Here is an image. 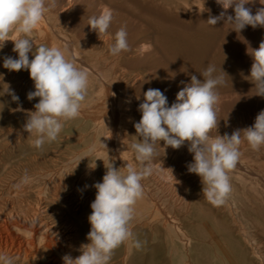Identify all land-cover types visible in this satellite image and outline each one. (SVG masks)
I'll return each instance as SVG.
<instances>
[{"label":"rangeland","instance_id":"rangeland-1","mask_svg":"<svg viewBox=\"0 0 264 264\" xmlns=\"http://www.w3.org/2000/svg\"><path fill=\"white\" fill-rule=\"evenodd\" d=\"M247 6L255 13L264 5L256 0ZM105 9L113 12V21L107 34L98 35L88 26V20ZM220 11L215 0H56L55 7L46 11L28 38L34 50L40 45L56 46L65 51L66 57L74 56L76 67L89 74V87L79 116L64 122L57 139L41 149L33 147L35 135L23 129L26 113L38 102V98L27 99V93L35 90L34 82L26 70L10 72L3 67L4 56L17 58L10 40L21 34L10 33V40L0 49V213L20 214L27 211L29 203H36L42 213L50 212L49 220L62 226L71 224L62 213L66 207H72L79 219L88 218L96 195L92 185L102 182L106 167L112 163L125 171L122 162L110 158L101 148L115 123L114 118L107 122L105 117L109 98L123 101L132 117L120 149L112 147L113 153L123 156L126 164L129 159L137 168L140 165L130 144L138 142L134 123L141 119V113L134 100L143 102V93L155 88L164 92L170 106L183 87L181 82H190L189 74L202 79L199 73L209 64L216 66L217 74L222 67L228 75L224 76L226 84L218 89L220 121L211 136L217 132L230 135L252 126L256 115L264 110V98L251 96L253 85L245 77L250 75L253 60L242 40L258 48L264 41V28L248 26L239 39L223 22L216 26L206 23L209 15ZM121 27H126L133 52L113 56L109 46ZM29 58H33L31 54ZM81 60L93 69L86 68ZM7 85L19 102L3 95ZM82 112L100 115L93 120L83 117ZM239 147L240 159L229 172L231 193L224 204L216 206L204 197L200 177L187 171V164L193 161L187 143L179 149L164 147L163 141L161 146L157 143L154 172L144 181L155 191L161 203V220L166 224H161L158 249L150 264H264V146L253 150L244 141ZM78 153L80 158H75ZM53 161L58 163L53 165ZM25 174L29 179L22 184ZM154 178L164 188L156 185ZM32 222L20 224L28 229H16L21 239L31 238ZM90 227L86 220L85 228ZM185 233L190 237L188 247V242L181 240ZM120 247L114 252L122 253ZM132 257L128 252V261ZM120 259L111 258L109 264H118ZM148 262L140 258L134 264Z\"/></svg>","mask_w":264,"mask_h":264},{"label":"clouds","instance_id":"clouds-1","mask_svg":"<svg viewBox=\"0 0 264 264\" xmlns=\"http://www.w3.org/2000/svg\"><path fill=\"white\" fill-rule=\"evenodd\" d=\"M215 3L221 11L218 15H209L207 24L216 26L223 22V26H230V31L236 32L239 39L248 26L264 28V6L256 8L255 13L247 6L254 5L256 0H215ZM259 3L264 5L261 0ZM55 5L56 0L50 3L47 0H0V49L10 40V33L21 34L10 40L17 58L4 56L3 67L10 72L28 71L35 90L27 93V99L38 98L34 110L26 113L23 125L24 131L35 135L32 143L36 149L55 141L64 122L79 116L89 87V74L76 67L74 56L66 57L65 51L56 46L40 45L34 50L33 42L28 38L46 11ZM112 21L113 12L105 9L99 15L89 17L88 26L98 35L107 34ZM242 41L247 46L246 54L253 60L250 75L245 77L253 85L251 96L264 98V41L258 48ZM130 50L126 27H121L115 33L109 53L117 56ZM225 74L222 67L217 74L214 64L199 73L202 79L189 74L190 82H181L183 87L170 106L160 89L149 88L143 93V102L137 109L141 119L134 123V137L138 142L130 144L140 166L126 164L123 173L112 163L106 167L102 182L92 185L96 195L88 216L91 227L86 239L89 242L80 245L77 257L63 255V264H109L114 250L130 239L137 249L142 247L141 241L134 239L130 223L134 218V206L143 196L142 181L154 172L153 161L158 155L156 145L161 146V141L164 147L173 149L187 143L189 153L193 154L187 171L200 177L202 192L208 202L216 206L225 203L232 190L229 172L236 168L241 156L239 146L244 141L253 150L264 146V110L256 115L252 126L236 129L230 135L217 132L215 137L211 136L220 121L217 118L218 89L226 84ZM2 91L3 95L11 96L12 101L19 102L10 85ZM28 179L25 174L21 183L26 184ZM0 264H14V258L8 253H0Z\"/></svg>","mask_w":264,"mask_h":264},{"label":"bare ground","instance_id":"bare-ground-1","mask_svg":"<svg viewBox=\"0 0 264 264\" xmlns=\"http://www.w3.org/2000/svg\"><path fill=\"white\" fill-rule=\"evenodd\" d=\"M143 47L145 46H141V48ZM130 48H132V46ZM80 62L86 68L93 69L89 62L84 60H81ZM116 93L120 92L117 91ZM122 96L123 98H127L125 94H122ZM111 99L112 98H109L108 103L110 109L107 111L105 117L107 118V122L111 118H114L115 123L114 126L112 124L113 127H111L110 138L102 141L103 145L101 148L105 149V154L109 155L110 158L119 160L124 166H126L124 157L116 151V154H114L112 147L116 150L120 149L119 146L122 145L125 139V131L127 130L128 123L132 120V117L129 115L128 108L124 106L123 101L118 99L117 101L112 102ZM134 101L137 106L141 103L136 100ZM82 113L83 117L91 118L93 120H96L100 115V113L97 115L96 112ZM80 153H78L75 158H80ZM41 159V164L45 165L44 158ZM55 163H58V161H53L52 164L54 165ZM128 164H130L129 159ZM153 181L156 185L164 188L158 179L154 178ZM142 184L143 196L134 206V218L130 223L133 237L134 239L141 241L142 247L137 249L134 246L133 239L124 242L122 247L119 246L122 253L113 252L112 255V258H121L118 261V264H134L140 258L148 259V263L150 264L154 258L156 250L158 249L157 244L161 238L160 227L163 222V220H161V203L156 199L155 191L152 192L147 188V184L144 180L142 181ZM35 206L29 203L26 206L27 211H23L20 214L5 211L0 213V253L10 254L14 258V264H63V255L69 254L73 258L80 255V252L78 251L80 245L89 242L86 237L90 228H85V221L88 220V218L81 220L77 217V213L72 211V207H66L62 210V213L65 217L68 216L66 218L71 221V224L68 226H62L56 221L53 222L52 220H49L48 215L50 212L42 213L41 208H38L40 206L37 207L36 203ZM28 211L33 212L34 214H31ZM33 220L36 221L37 224H33ZM28 222H32L31 225L33 226L30 230L31 238L24 240L20 238L16 229L20 227L27 228L20 226V224L26 225ZM163 224L166 223L163 222ZM181 240L184 244L188 242V247L190 242L188 233L182 235ZM128 252L133 254L132 259L129 261Z\"/></svg>","mask_w":264,"mask_h":264}]
</instances>
